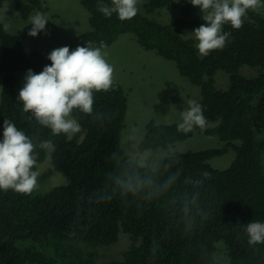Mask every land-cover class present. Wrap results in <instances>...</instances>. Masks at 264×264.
<instances>
[{
	"label": "trees",
	"instance_id": "obj_1",
	"mask_svg": "<svg viewBox=\"0 0 264 264\" xmlns=\"http://www.w3.org/2000/svg\"><path fill=\"white\" fill-rule=\"evenodd\" d=\"M146 1L143 13L121 21L115 13L106 18L97 10L100 3L111 6V0H81L91 31L78 36L79 46L103 42L109 47L119 36L133 34L144 51L175 62L180 76L199 88V103L213 124L203 133L216 136L224 147L177 152L155 167L131 161L122 146L127 97L117 83L107 93H94V112L100 119L74 112L82 131L71 139L53 136L23 111L15 91L18 72L38 74L51 61L44 53L26 52L23 37L7 33L0 24V141L3 121L10 120L36 145L37 164L49 153L51 171L42 179L54 170L67 181L32 195L0 190V264H217L218 242L227 250V264H264V244L250 245L246 234L248 223H264V14L249 11L239 30L225 25L224 31L231 33L227 46L202 56L193 33L203 23L198 8L189 0H177L180 18L160 24L149 15L174 0ZM15 10L26 19L31 12L46 13L48 7L44 0H15ZM244 66L257 70V75H241ZM218 72L227 75L224 90L215 86ZM192 135L193 130L178 131L176 122L151 121L136 150L167 149ZM45 140L52 141L54 151L39 147ZM228 148L235 153L229 167L213 169L209 160ZM113 153L119 155L117 160ZM172 161L178 162L168 173H179L177 184L158 199L112 195L110 176L118 174V168L147 170L163 179L168 174L164 165ZM185 180L201 184L194 187ZM195 192L201 214L187 228L180 209L185 196ZM105 194L110 198L99 199ZM120 233L127 235L129 248L120 259L99 261L95 249L112 245Z\"/></svg>",
	"mask_w": 264,
	"mask_h": 264
},
{
	"label": "clouds",
	"instance_id": "obj_2",
	"mask_svg": "<svg viewBox=\"0 0 264 264\" xmlns=\"http://www.w3.org/2000/svg\"><path fill=\"white\" fill-rule=\"evenodd\" d=\"M139 0H111V6L100 3L97 10L106 18L114 13L121 21H130L137 16ZM193 7L199 9L203 23L193 33L196 49L202 56H208L214 50H223L230 40L231 33L224 31L225 25L239 30L247 19L249 11L257 12L264 8V0H189ZM48 19L45 14L37 12L30 18V37L44 32ZM47 34V33H45ZM106 45L99 46L89 42L86 46H78L70 51L64 46L54 49L47 56L51 64L36 74L28 70L25 83L19 92L18 100L23 104V111L31 113L36 122L51 130L53 136L61 134L69 139L82 131L74 112L94 116V93L114 89V66L106 60L102 51ZM217 124L221 123L218 118ZM209 126L203 107L195 100L188 101V107L181 112V123L178 131L188 133L198 127L201 130ZM138 143V135L133 130L127 137ZM39 147L54 151L51 140H45ZM36 145L25 131L18 129L10 120L3 121V140L0 141V190H12L18 194L32 195L39 189ZM119 155L113 153V159ZM172 161L164 165L165 172L172 167ZM118 174L110 176L113 186L112 195L117 192L121 197H133L143 200L158 199L165 191L177 184L179 173H168L160 179L156 174L139 169L118 168ZM208 177V173H204ZM199 187L201 181L185 180ZM105 194L101 200L109 199ZM199 193L187 194L180 211L187 228H191L195 217L201 214L198 203ZM246 234L250 245L264 244V223L252 221L246 225Z\"/></svg>",
	"mask_w": 264,
	"mask_h": 264
},
{
	"label": "rangeland",
	"instance_id": "obj_3",
	"mask_svg": "<svg viewBox=\"0 0 264 264\" xmlns=\"http://www.w3.org/2000/svg\"><path fill=\"white\" fill-rule=\"evenodd\" d=\"M48 11L44 13L48 19L46 29L36 37H30V18L37 12H31L22 19L15 10V0H0V24L9 34H20L24 39L26 52L36 51L49 55L54 49L67 46L70 51L79 46L78 36L91 31L89 14L81 4V0H44ZM146 0H139L137 7L143 13V5ZM256 13L264 14V8ZM149 18L160 24H171L180 18L177 0L163 9L149 15ZM47 33V34H45ZM106 54L108 63L114 66L115 83L119 84L127 97V114L125 116V129L123 130L122 146L133 162L140 165L145 163L155 167L163 157L174 153L203 151L207 149H221L224 144L216 136H207L202 130H194L190 139L169 146L167 149H158L140 153L136 146L143 139L146 125L154 123H181V112L188 107V101L200 102L199 88L187 83L181 77L175 62L165 60L153 51H144L137 43L133 34L119 36L117 40L102 50ZM2 49L0 45V59ZM240 74L246 78L255 77L257 70L242 67ZM24 71L17 73L15 91L19 92L25 83ZM227 75L218 72L215 77V86L218 89H226ZM1 92V86H0ZM213 124L209 125L212 127ZM135 130L138 135V143L127 139L128 135ZM235 153L228 148L224 154L209 160L210 166L216 170H225L233 161ZM148 161V162H147ZM264 170V154L261 157ZM50 156L47 152L46 160L38 164L39 191L46 192L53 187L65 185V177L52 170L42 179L45 172L51 171ZM217 251L215 260L217 264H227V250L221 242L215 244ZM130 246L127 235L120 233L117 241L107 247H97L99 261L120 259L121 253Z\"/></svg>",
	"mask_w": 264,
	"mask_h": 264
},
{
	"label": "bare ground",
	"instance_id": "obj_4",
	"mask_svg": "<svg viewBox=\"0 0 264 264\" xmlns=\"http://www.w3.org/2000/svg\"><path fill=\"white\" fill-rule=\"evenodd\" d=\"M216 169V168H215ZM36 224V223H35Z\"/></svg>",
	"mask_w": 264,
	"mask_h": 264
}]
</instances>
